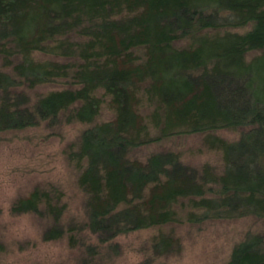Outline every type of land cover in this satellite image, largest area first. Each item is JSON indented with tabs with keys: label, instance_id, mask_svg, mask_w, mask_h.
Wrapping results in <instances>:
<instances>
[{
	"label": "trees",
	"instance_id": "1",
	"mask_svg": "<svg viewBox=\"0 0 264 264\" xmlns=\"http://www.w3.org/2000/svg\"><path fill=\"white\" fill-rule=\"evenodd\" d=\"M40 84L60 89L30 98L25 89ZM104 101L112 118L84 129L68 154L87 197L78 230L97 237L87 256L133 231L264 219V0H0V133L60 115L90 124ZM136 101L148 104L147 122ZM225 129L238 138L205 140L219 165H187L171 150L131 155L165 138ZM64 210L51 189L11 206L55 224ZM74 229L52 226L44 240L68 232L73 245ZM175 244L160 233L149 248L162 255ZM225 264H264V236L236 244Z\"/></svg>",
	"mask_w": 264,
	"mask_h": 264
},
{
	"label": "rangeland",
	"instance_id": "2",
	"mask_svg": "<svg viewBox=\"0 0 264 264\" xmlns=\"http://www.w3.org/2000/svg\"><path fill=\"white\" fill-rule=\"evenodd\" d=\"M189 42L181 40L177 45L184 47ZM37 58L50 59L43 55ZM55 89H60V85L40 84L25 92L34 99ZM147 105L145 102L136 105L143 122L148 120ZM112 116L110 105L104 101L90 124L67 122L60 115L53 124L43 121L22 130L0 133V243L3 244L0 264H225L236 244L249 236H264V219L251 216L196 224L174 223L120 235L111 243L99 245L97 254L87 256L86 246L96 244L97 237L86 229L78 230L86 221L87 197L78 186L79 171L68 154L77 148L84 129ZM209 135L233 141L238 138L239 130L165 138L139 147L131 155L143 160L150 153L171 150L187 165L199 166L204 162L219 165V153L205 144ZM35 189L59 192L65 210L57 224L48 217L11 211L15 201ZM55 225L64 230L74 227L76 242L70 244L68 232L58 239L44 240L45 232ZM160 233L170 235L176 244L162 255H153L150 242Z\"/></svg>",
	"mask_w": 264,
	"mask_h": 264
}]
</instances>
